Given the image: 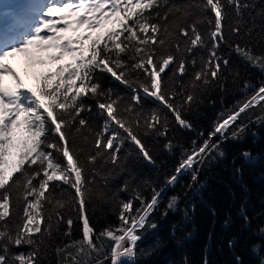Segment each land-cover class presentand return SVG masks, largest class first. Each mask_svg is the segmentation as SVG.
I'll return each mask as SVG.
<instances>
[{
  "label": "snow or ice",
  "instance_id": "1",
  "mask_svg": "<svg viewBox=\"0 0 264 264\" xmlns=\"http://www.w3.org/2000/svg\"><path fill=\"white\" fill-rule=\"evenodd\" d=\"M250 8H254L251 0H191L187 5L169 4L168 0H48L34 27L24 16L17 18L16 23L30 31L5 37L0 29V264H41V247L45 235L51 239L54 224L58 232V225L65 223L64 235L71 237L74 218L66 217L64 211L73 206L81 222L82 239L55 249L62 258L58 264H91L93 259L103 264L99 257L104 255L106 240L111 241V264H123L122 258L134 260L142 238L138 233L146 225L156 227L148 221L161 193L153 190L151 198L145 199L136 189L128 200H118L112 194L119 208V225L97 231L90 223L88 206L93 199L106 202L108 195L94 191V169L105 157L117 166L125 140L152 161L137 130L156 131L159 125L166 132V117L153 109L141 119L133 105L121 108L122 98L113 99L112 89L103 88L97 74L110 73L131 87L130 74L142 72L144 81L137 88L171 112L180 126L190 129L192 124L183 118V112L194 95L176 91L170 82H164L162 74L166 76V70L173 71V76L185 74V55L207 49V58L201 60L191 87L194 91L199 84L207 85L230 63L221 54L222 45H229L245 62L264 70V52L257 54L248 42H229V36L238 40L241 34L252 37L255 25L244 28L241 24ZM259 15L262 23L257 43H264V10ZM10 28L15 30V25ZM20 57L24 58L25 75L35 80L32 85L12 63ZM191 63L195 65L196 60ZM88 96L106 116L103 129L95 134L94 152L76 144V134H81L84 142L88 139L82 133L88 121L81 116L91 111L84 99ZM133 99L140 101L138 90ZM257 105L264 110V84L246 101L221 113L208 140L186 154L168 183L175 184L181 170L191 168L213 150L223 156L220 142H213V137L219 134L226 140L230 132L231 138L238 139L247 126L237 121ZM258 120L264 121V116ZM103 179L106 185L108 177ZM62 185L74 190L71 199ZM128 188L125 182L122 190ZM135 201L140 202L139 207H134ZM176 202L172 197L168 209H174ZM25 246L28 251H13Z\"/></svg>",
  "mask_w": 264,
  "mask_h": 264
},
{
  "label": "trees",
  "instance_id": "2",
  "mask_svg": "<svg viewBox=\"0 0 264 264\" xmlns=\"http://www.w3.org/2000/svg\"><path fill=\"white\" fill-rule=\"evenodd\" d=\"M189 2L191 0H168L169 4L175 5ZM251 2L254 8L245 12L241 24L244 28L255 25L252 37L241 34L238 40L229 36V42H248L260 54L264 52V43H257V33L262 23L259 13L264 10V0ZM221 54L229 58L228 67L222 66L219 78H210L207 85L199 84L194 91L191 87L193 75L200 71L201 60L208 55L207 49L185 55L188 61L185 74L173 76L171 70H166V76L162 74L164 82H170V87L176 91L194 95V101L183 112V118L192 124L190 129L180 126L171 112L155 98L144 94L142 88H137V84L144 81L142 72L130 74L131 87L110 73L97 74L103 88L112 89L113 99L122 98L121 108L133 105L135 113L142 114L141 119L146 118L151 110L158 109L167 123L166 132L159 125L156 131L137 130L152 161L146 160L133 142L125 140L117 166L108 163V157H105L94 169V191H105L108 195L106 202L93 199L88 206L90 223L97 231L119 225V208L112 194L118 200H128L139 189L143 198L150 199L153 190L165 189L148 221L156 227L146 225L140 230L138 235L142 238L137 242V255L134 260L123 264H264V121L258 120L264 116V110L259 105L241 114L237 124L247 127L238 139L231 138L230 132L226 140H221L219 134L213 137V142H220L223 156L213 150L181 173L175 184H168L186 154L208 140L221 113L246 101L264 84V70L245 62L229 45L221 46ZM193 59L195 65L191 63ZM137 90L141 97L138 103L133 99ZM84 99L92 106L90 112L81 113L88 121V127L82 130L88 139L84 142L81 134H76V144L87 152H94L95 134L103 129L106 116L96 107L94 98L88 96ZM113 126L114 122L110 127ZM120 132L125 135L122 129ZM104 177H108L106 185ZM125 182L129 185L126 191L122 190ZM61 188L71 199L74 190L67 185ZM172 197H176L177 202L175 208L169 210L168 202ZM139 206L140 202L135 201L134 207ZM64 215L74 218L71 237L64 235L67 231L65 223L58 225V232L54 224L51 239L45 235L41 247V264H58L62 258L57 256L55 249L70 240L82 239L81 222L76 219L75 207L71 211L65 210ZM110 248L111 241H104V255L99 257L103 264H111ZM13 251H28V248H14ZM91 264H96V260L93 259Z\"/></svg>",
  "mask_w": 264,
  "mask_h": 264
},
{
  "label": "rangeland",
  "instance_id": "3",
  "mask_svg": "<svg viewBox=\"0 0 264 264\" xmlns=\"http://www.w3.org/2000/svg\"><path fill=\"white\" fill-rule=\"evenodd\" d=\"M47 2L48 0H0V29H2L4 25L10 23V26L15 25V28H18V34L23 31H30V28L25 27L26 29H23L22 24H17V18L24 16V19L27 21V23L31 25V27H34L39 22L40 11L43 10V6L46 5ZM25 13H27V15H24ZM14 67L16 66L14 65ZM24 67L25 64L23 67H20V69L17 67L16 68L18 71H20L22 76H25L27 83L30 85L34 84V78L30 75H25ZM186 171L187 169L181 170V172L178 174L177 180L180 177L179 175L181 173H185ZM164 191L165 189L160 191L161 195ZM122 260L123 262L129 261L127 258H122Z\"/></svg>",
  "mask_w": 264,
  "mask_h": 264
},
{
  "label": "bare ground",
  "instance_id": "4",
  "mask_svg": "<svg viewBox=\"0 0 264 264\" xmlns=\"http://www.w3.org/2000/svg\"><path fill=\"white\" fill-rule=\"evenodd\" d=\"M25 9V8H24ZM26 26L23 25V29H26L25 28ZM2 30H3V36L5 37H10V36H13V35H18V28L16 27L15 30H11L10 28V23L4 25L2 27ZM12 63L18 68L20 69V67H23L24 65V59L23 57H20V58H17L16 60L12 61Z\"/></svg>",
  "mask_w": 264,
  "mask_h": 264
}]
</instances>
